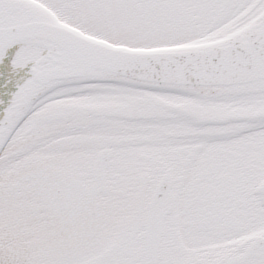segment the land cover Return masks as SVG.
Listing matches in <instances>:
<instances>
[{
  "label": "snow or ice",
  "instance_id": "1",
  "mask_svg": "<svg viewBox=\"0 0 264 264\" xmlns=\"http://www.w3.org/2000/svg\"><path fill=\"white\" fill-rule=\"evenodd\" d=\"M0 264H264V0H0Z\"/></svg>",
  "mask_w": 264,
  "mask_h": 264
}]
</instances>
